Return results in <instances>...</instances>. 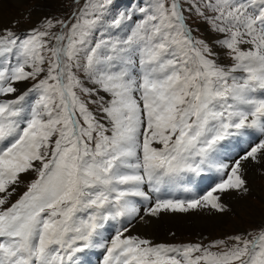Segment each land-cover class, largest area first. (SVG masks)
I'll use <instances>...</instances> for the list:
<instances>
[{"label":"snow or ice","instance_id":"obj_1","mask_svg":"<svg viewBox=\"0 0 264 264\" xmlns=\"http://www.w3.org/2000/svg\"><path fill=\"white\" fill-rule=\"evenodd\" d=\"M112 5L0 28V264H264V223L207 242L131 231L229 211L248 165L264 177V0H147L115 38L135 13Z\"/></svg>","mask_w":264,"mask_h":264},{"label":"rangeland","instance_id":"obj_2","mask_svg":"<svg viewBox=\"0 0 264 264\" xmlns=\"http://www.w3.org/2000/svg\"><path fill=\"white\" fill-rule=\"evenodd\" d=\"M72 2L73 0H0V28L14 27L17 32H26L45 16L66 17L73 10V8H70ZM13 21H19V24L13 26ZM192 22L190 21V23ZM197 26L200 29L199 32H196L197 36H200L211 45L210 37L214 36L216 39V35L210 32L207 25L203 23H199ZM257 168L258 166L254 164L248 165V178L250 186L255 183L257 190L259 187L258 191H260L261 197L253 194V191L248 196H237L234 192L226 193L223 196V201L228 205L229 211L224 212V214L219 213L221 214L219 217L222 218L225 224L214 227V231L204 233L201 236L199 230L196 229L200 220L211 221L218 216V212L209 213L207 211L192 210L188 213H161L158 218H151V222L144 224V226H141L143 222L138 221V223H133L132 233L147 237L154 242H198L201 238H205V242H207V240L258 227L264 223V177L257 173ZM23 178L27 180L31 178V174ZM242 200H248L249 206L244 201L241 202ZM177 216H182L183 221L177 222ZM152 222L156 223L155 228L150 226ZM159 224H162V226Z\"/></svg>","mask_w":264,"mask_h":264},{"label":"bare ground","instance_id":"obj_3","mask_svg":"<svg viewBox=\"0 0 264 264\" xmlns=\"http://www.w3.org/2000/svg\"><path fill=\"white\" fill-rule=\"evenodd\" d=\"M19 1H23V0H19ZM22 3V2H21ZM1 9V8H0ZM2 11V10H1ZM215 39V37L214 36H212V37H210V41H211V45H212V42H213V40ZM208 41H209V39H208ZM213 46V50H215V51H218V52H222V50H220V49H218V48H216V46L215 45H212ZM223 58V57H222ZM22 87H24V85L22 86ZM250 168V167H249ZM251 178V177H250ZM256 179V178H255ZM258 180V179H257ZM255 181V180H254ZM252 191H253V194H257L259 197H261V195H260V191H258L259 190V187H258V190L256 189L257 187H256V184L255 183H253L252 184ZM229 194V193H228ZM234 197V196H233ZM227 199V198H226ZM244 200H242L241 202H243ZM244 203H246L248 206H249V203H248V200H245L244 201ZM253 208V207H252ZM229 213V212H228ZM221 214H224V213H221ZM221 214H219L218 213V216L215 218V219H213V220H200V222L198 223V225H197V229L196 230H199V232H200V235L202 236V235H204V233L206 234V233H208V232H211V231H214L215 229H214V227H216V226H219V225H224L225 223L222 221V218H220L219 216L221 215ZM246 215V214H245ZM182 216H177V222H181V221H183V219L181 218ZM199 219V218H198ZM174 220V219H173ZM138 221L139 220H136V221H133V223H138ZM143 225H141V226H144V223H142ZM159 225H161L162 226V224H159ZM148 226V225H147ZM151 227H153V228H155L156 227V223H154V222H152L151 223V225H150ZM157 229V228H156ZM155 231V230H154ZM165 231V230H164ZM139 232V231H138ZM162 232V231H161ZM169 232V231H168ZM186 233V232H185ZM151 234V233H150ZM149 234V235H150ZM188 234V233H187ZM157 236V235H156Z\"/></svg>","mask_w":264,"mask_h":264}]
</instances>
